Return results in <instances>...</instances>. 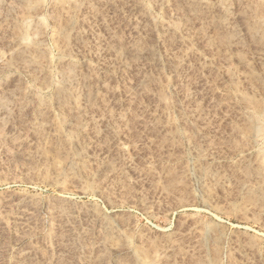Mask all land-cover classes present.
<instances>
[{
	"label": "rangeland",
	"instance_id": "rangeland-1",
	"mask_svg": "<svg viewBox=\"0 0 264 264\" xmlns=\"http://www.w3.org/2000/svg\"><path fill=\"white\" fill-rule=\"evenodd\" d=\"M0 264H264V0H0Z\"/></svg>",
	"mask_w": 264,
	"mask_h": 264
}]
</instances>
